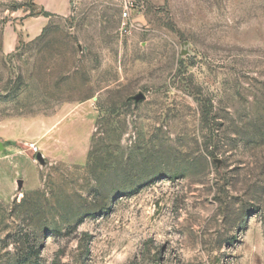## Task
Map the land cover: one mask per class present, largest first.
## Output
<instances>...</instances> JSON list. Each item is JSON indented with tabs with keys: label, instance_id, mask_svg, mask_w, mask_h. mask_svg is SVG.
<instances>
[{
	"label": "rangeland",
	"instance_id": "374dc122",
	"mask_svg": "<svg viewBox=\"0 0 264 264\" xmlns=\"http://www.w3.org/2000/svg\"><path fill=\"white\" fill-rule=\"evenodd\" d=\"M138 2L6 51L35 6L0 0V127L45 159L15 158L40 186L0 197V264H264V0Z\"/></svg>",
	"mask_w": 264,
	"mask_h": 264
},
{
	"label": "crops",
	"instance_id": "0c3cea01",
	"mask_svg": "<svg viewBox=\"0 0 264 264\" xmlns=\"http://www.w3.org/2000/svg\"><path fill=\"white\" fill-rule=\"evenodd\" d=\"M34 6L35 13L33 15H28L23 17L22 19L16 20V26L20 27V33H18L15 28H7L5 32L6 39L3 45L6 51L15 49L21 38H34L39 36L43 32L44 28L49 24L52 17H67L75 9L72 0H34ZM42 10L49 12L51 15L45 16L41 13ZM88 116L94 117L95 110H90ZM7 130L10 131L6 123L5 126L1 125V133L3 131L6 132ZM22 138V134H19L15 131H10V133H6L5 135H1L0 137V162L6 161L10 165H12L13 168L11 175L9 176V185L7 190L1 189L0 187V197L4 200L13 198V196L17 194L18 190L22 189V187L30 191L35 190L40 186V180H38V168L37 173H34V175H28L27 172H24V175H22V172L19 170V166L17 167L15 158L21 156L22 154H26L29 158L32 159L35 164H37L36 160L33 158L34 154H29L28 150L23 145H20L19 140ZM32 143L37 145L36 142ZM42 143H44V141H42ZM42 143H40V146L38 145L39 153H43V149L41 148ZM20 178H22L21 189L17 184V181ZM34 180L36 183L32 185L31 183L34 182Z\"/></svg>",
	"mask_w": 264,
	"mask_h": 264
},
{
	"label": "built area",
	"instance_id": "2783aa9c",
	"mask_svg": "<svg viewBox=\"0 0 264 264\" xmlns=\"http://www.w3.org/2000/svg\"><path fill=\"white\" fill-rule=\"evenodd\" d=\"M79 0H72L73 5L75 6ZM119 5L121 7V19L123 20V25H126L128 21L132 22L133 20V12L139 7L138 0H118ZM127 30V28H124ZM30 148L34 154H38L39 148L36 144L31 143Z\"/></svg>",
	"mask_w": 264,
	"mask_h": 264
},
{
	"label": "water",
	"instance_id": "95a60500",
	"mask_svg": "<svg viewBox=\"0 0 264 264\" xmlns=\"http://www.w3.org/2000/svg\"><path fill=\"white\" fill-rule=\"evenodd\" d=\"M184 45H186V47L188 46V42H185ZM183 54L185 53V50L182 52ZM134 100L135 101H141L144 99V94L143 93H139L137 95H134L133 96ZM36 160L41 163V164H44L45 163V159H44V156L42 153H38L36 156H35ZM18 186L19 188L21 189L22 187V181L19 180L18 182Z\"/></svg>",
	"mask_w": 264,
	"mask_h": 264
},
{
	"label": "trees",
	"instance_id": "16d2710c",
	"mask_svg": "<svg viewBox=\"0 0 264 264\" xmlns=\"http://www.w3.org/2000/svg\"><path fill=\"white\" fill-rule=\"evenodd\" d=\"M41 13L44 14L45 16H49V15H51L49 12H47V11H45V10H42Z\"/></svg>",
	"mask_w": 264,
	"mask_h": 264
}]
</instances>
